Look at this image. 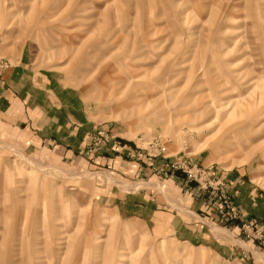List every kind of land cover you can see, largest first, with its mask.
Instances as JSON below:
<instances>
[{
    "label": "rangeland",
    "instance_id": "1",
    "mask_svg": "<svg viewBox=\"0 0 264 264\" xmlns=\"http://www.w3.org/2000/svg\"><path fill=\"white\" fill-rule=\"evenodd\" d=\"M21 58L91 131L66 158L0 118V264H264L224 176L264 217V0H0V76Z\"/></svg>",
    "mask_w": 264,
    "mask_h": 264
},
{
    "label": "crops",
    "instance_id": "2",
    "mask_svg": "<svg viewBox=\"0 0 264 264\" xmlns=\"http://www.w3.org/2000/svg\"><path fill=\"white\" fill-rule=\"evenodd\" d=\"M23 60L21 58L10 65L0 76V118L15 126H25L32 142L30 146L47 149L66 158L81 154L91 131L82 97L63 87L50 72L35 70L31 62ZM108 161L124 167L119 157H111ZM114 169L123 173L117 165ZM224 176L236 185V205L251 221H264L255 200L257 189L246 185L239 173ZM194 205L203 208L199 202H194ZM210 219L216 220L215 215L211 214ZM163 223L157 221L156 226L162 228ZM166 226L170 228L169 224ZM187 228L188 231H183L175 226V236L182 241H190L189 225Z\"/></svg>",
    "mask_w": 264,
    "mask_h": 264
},
{
    "label": "bare ground",
    "instance_id": "3",
    "mask_svg": "<svg viewBox=\"0 0 264 264\" xmlns=\"http://www.w3.org/2000/svg\"><path fill=\"white\" fill-rule=\"evenodd\" d=\"M221 237V236H220ZM220 240V239H219Z\"/></svg>",
    "mask_w": 264,
    "mask_h": 264
}]
</instances>
